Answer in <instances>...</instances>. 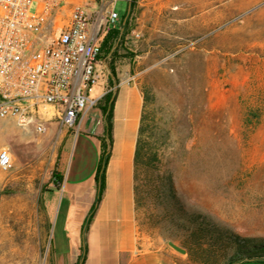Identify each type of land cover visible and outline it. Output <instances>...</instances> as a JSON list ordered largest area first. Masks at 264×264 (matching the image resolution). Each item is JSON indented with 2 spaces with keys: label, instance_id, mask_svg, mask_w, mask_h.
<instances>
[{
  "label": "rangeland",
  "instance_id": "374dc122",
  "mask_svg": "<svg viewBox=\"0 0 264 264\" xmlns=\"http://www.w3.org/2000/svg\"><path fill=\"white\" fill-rule=\"evenodd\" d=\"M48 1L57 3L50 20L60 27L75 6L95 11L94 19L108 0ZM38 8L34 2L31 11ZM127 9L126 0L116 3L120 17ZM133 17L139 36L128 41L137 55L106 60L115 69V86L127 79L153 89L150 108L166 131L163 159L179 200L177 213L152 207L136 215L138 248L172 249L169 241L184 248L202 219L213 229L264 240V0H162L137 4ZM106 85L105 93L110 80ZM91 124H104L98 105L79 128H64L70 134L65 141L58 125L38 134L8 121L0 131V150L6 148L14 164L9 172L0 170V264L48 263L55 218L49 231L40 197L54 181L60 154L65 183L92 184L89 156L97 146L82 136ZM72 167L77 171L71 175ZM88 198L92 208L96 199ZM61 200L59 195L57 207ZM60 225L59 248L68 257ZM184 255V264H201Z\"/></svg>",
  "mask_w": 264,
  "mask_h": 264
},
{
  "label": "built area",
  "instance_id": "2783aa9c",
  "mask_svg": "<svg viewBox=\"0 0 264 264\" xmlns=\"http://www.w3.org/2000/svg\"><path fill=\"white\" fill-rule=\"evenodd\" d=\"M118 1L109 0L97 21L77 5L58 27L50 20L54 1L0 0V131L7 121L38 134L52 122L61 128L82 125L101 98L94 94L103 78L100 47L108 28L121 20ZM34 2L37 12L31 11ZM13 167L2 148L0 170Z\"/></svg>",
  "mask_w": 264,
  "mask_h": 264
},
{
  "label": "crops",
  "instance_id": "0c3cea01",
  "mask_svg": "<svg viewBox=\"0 0 264 264\" xmlns=\"http://www.w3.org/2000/svg\"><path fill=\"white\" fill-rule=\"evenodd\" d=\"M126 1L128 2L127 12L124 14L125 16L121 17V23L119 21L115 25L121 29V32L124 30L123 26L130 13L131 0ZM159 1L162 0H137L135 8L137 4L152 6ZM240 1L241 4L243 1L248 2V0ZM108 3L109 0L100 5L98 10L101 11L104 7L105 12L94 18V21L105 15L108 10ZM171 8L173 10L179 9L178 6H172ZM87 12L90 15L95 11L88 9ZM138 30V26L132 25L130 36H136ZM106 59L98 60V67L103 72V78L94 89V94L101 97L105 94L106 81L113 79L110 65ZM125 61V59L120 60L122 63H125ZM114 89L113 143L106 171V188L85 234L82 231L91 210L88 197L96 199L98 191L94 178L102 152L99 138L105 134V121L102 126L96 125L94 127V124H91L86 128L88 133L82 135L87 138L90 144L97 146L94 147L93 154L89 156L94 165L92 184L89 185L81 180L65 183V176L63 175L64 180L61 184H56L53 181L41 194L40 204L45 220L48 222L49 231L51 230L52 216L55 218L52 239L48 234L50 253L47 264H81L82 262H79L80 248H83V264H184L185 255L178 254L168 247L138 248L133 191V159L143 97L138 85L127 79L120 80ZM49 125L58 124L52 122ZM58 133H61L64 141L70 136L61 127L58 129ZM60 159L61 154L57 170L63 174L60 171ZM75 160H77L75 164H78L79 152L76 153ZM75 171L77 169L72 167L70 174H75ZM59 195L62 196V200L57 207ZM58 223H61V231L65 238L69 240L70 255L68 257L64 256L59 248L61 233L60 235L56 233ZM237 264H264V260H250Z\"/></svg>",
  "mask_w": 264,
  "mask_h": 264
},
{
  "label": "trees",
  "instance_id": "16d2710c",
  "mask_svg": "<svg viewBox=\"0 0 264 264\" xmlns=\"http://www.w3.org/2000/svg\"><path fill=\"white\" fill-rule=\"evenodd\" d=\"M136 1L131 0L130 2V13L123 26V32L117 26L108 28V32L101 42L99 59L109 57L115 59L117 56H121L133 60L137 55L129 47L128 41L133 25ZM120 49L125 50L123 55H119ZM110 68L113 74V79H110L112 87L97 103L105 121V134L99 138L102 152L94 178L98 192L86 220L84 233L87 231L106 188V171L113 143L114 86L117 80L115 69L111 65ZM140 91L143 97V106L133 159V191L136 215L139 216L140 213L152 207L157 208L161 214L165 212L164 210L177 213L179 212V200L173 170L164 163L163 159L167 145L166 131L160 124L156 112L150 108L156 97L150 86L141 87ZM53 177L56 184H61L64 180L63 174L58 170L54 171ZM205 221L204 219L198 221V225L192 229L191 240L183 246L190 257L195 260L198 259L201 264H219L218 262L221 260L223 264H237L244 259L264 260V240L242 238L217 226L213 229L207 223L204 225ZM79 251V262L83 264V248H80Z\"/></svg>",
  "mask_w": 264,
  "mask_h": 264
},
{
  "label": "water",
  "instance_id": "95a60500",
  "mask_svg": "<svg viewBox=\"0 0 264 264\" xmlns=\"http://www.w3.org/2000/svg\"><path fill=\"white\" fill-rule=\"evenodd\" d=\"M168 245H169L172 249H174L175 251H177V252H179V253H181V254H186V253H187L186 249H184V248L178 246L177 244H175V243L172 242V241H169V242H168ZM247 261H250V260H249V259H244V260L241 261V262H247ZM241 262H239V263H241Z\"/></svg>",
  "mask_w": 264,
  "mask_h": 264
}]
</instances>
